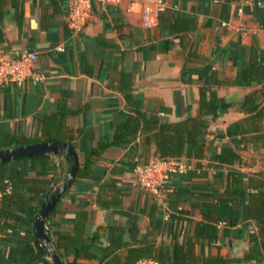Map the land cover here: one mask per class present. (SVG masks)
Segmentation results:
<instances>
[{
	"label": "crops",
	"instance_id": "obj_1",
	"mask_svg": "<svg viewBox=\"0 0 264 264\" xmlns=\"http://www.w3.org/2000/svg\"><path fill=\"white\" fill-rule=\"evenodd\" d=\"M158 3L164 7L154 24L143 26V6ZM67 6L68 0H0V53L35 50L32 69L39 77L0 87V148L39 136L46 122L61 124L78 166L88 158L93 164L85 177L75 173L46 221L57 255L64 264H132L134 253L139 260L150 256L146 252L176 261V243L181 264H201L208 256L242 258L250 232L264 220V196L262 220L240 214L227 234L201 207L223 194L228 170L243 173L246 190L264 194V0L93 1L78 32L67 24ZM201 91L227 109H216L213 117L200 106ZM251 93L254 109L243 103ZM190 118H199L203 154L169 157L168 163L183 162L186 169L167 170L158 193L141 186L134 156L162 158L158 141L161 134L172 140L173 128L160 130L161 124L183 122L191 129ZM222 146L240 159L222 163L218 186L213 177ZM46 155L43 168H30L26 160L0 165L5 179L10 168H25L11 198L2 201L0 190V264L51 261L34 243V218L70 164L65 154ZM210 184L217 187L214 195ZM257 205L252 201L251 209ZM33 208L34 216L27 213ZM206 221L216 225L215 238L194 235L195 223ZM236 240L248 250L232 254Z\"/></svg>",
	"mask_w": 264,
	"mask_h": 264
},
{
	"label": "trees",
	"instance_id": "obj_2",
	"mask_svg": "<svg viewBox=\"0 0 264 264\" xmlns=\"http://www.w3.org/2000/svg\"><path fill=\"white\" fill-rule=\"evenodd\" d=\"M221 100L213 95V93L210 92V96L207 99L205 97V92H200V106L207 107V109L214 111L213 117L216 116V109H218V112L222 113L227 109V105L223 104V106L219 107L218 102ZM244 105L248 109H254L257 107L256 99L254 96V93H251L246 96L244 99ZM264 116L263 112L260 114V117ZM64 117V116H63ZM259 117V118H260ZM199 118H190V121H193L192 126L189 129L186 127V124L183 122H176L172 124H161L160 130H168L170 128H173V134L171 135L172 140L167 139L166 134H161V138L158 141V148L160 150L161 157L162 158H169V157H179L181 155H184L185 157H200L203 154V145L198 142V129L201 126L199 125ZM57 120H60V116L57 118ZM45 123V120L43 121ZM46 126H42V132L39 136H33V137H26V138H20L15 139L11 143V146H16L19 144H26L34 141L39 140H63L68 142L72 148H74L73 140L71 136H66V134L63 132V127L61 124L57 126H50L49 123L46 122L44 124ZM183 143L186 145L184 146ZM102 146V145H100ZM103 147V146H102ZM95 148L92 149V153H95ZM217 157L220 159V164H215L216 168V175H214L213 179L214 182L218 186H220V183H222L221 176H222V170L221 165L222 163H232L234 160H239V155L234 152L229 146H222L220 152L217 154ZM21 160L30 161V168H43L47 164V155H35L31 157H22L11 160V162H18ZM144 162H147L143 160ZM0 165H4L0 163ZM91 164L89 158L84 160L80 165L78 166L76 176L77 177H85L88 175L91 170ZM134 161H133V168H134ZM24 166L19 167H12L10 168L9 173L7 174V179H5L2 175L0 176V180L3 186H0V190L3 191L2 201L5 198H11L13 196L14 191V182L17 177L22 176L23 174ZM27 169V167H26ZM243 173L238 170H228L226 172V181L223 183V194L219 196L216 201L209 200L205 206L201 207L202 215L207 217L209 220L215 219L216 221H219L222 224L223 232L227 234V228L233 226L236 224L238 217L240 214H243V217L249 218H258L260 221L263 218V215L261 213V210L259 209L261 206V202L263 200V192L258 190L257 192L248 191L244 188L243 184ZM8 181L11 185V189L8 191L9 193H6V190L4 189V183L6 185V182ZM198 186L199 185H195ZM194 184L190 185V187H195ZM185 187V186H184ZM210 187L212 188V195H214V191H217V187L215 185L210 184ZM187 190V189H184ZM181 191V188L177 185L176 190L174 191L176 193V196L171 198L175 203L178 202V194ZM192 192V190H191ZM66 191L64 192V194ZM168 201V200H167ZM257 201L258 205L256 210L251 209V202ZM212 203V204H210ZM233 204L236 205V207L233 206ZM238 205H243L244 209L239 210ZM207 207L206 211H203V208ZM200 210V211H201ZM28 214H31L34 216L36 213V209H29L27 210ZM258 228L256 231H252L249 234L248 242H249V250L244 253L242 258H230L228 256H225L224 258L216 257V256H208L206 259H202L201 264H249L251 261H254L256 263H261L263 261L264 263V220L262 222L258 221ZM218 230L216 225L212 224L209 221L206 222H197L194 225V235H203L206 236L208 239L215 238ZM181 245H178L174 243V252L176 261H169L168 258L165 256L159 254H155V258L158 260L159 264H181L178 260L180 251H181ZM150 255V256H148ZM145 256H148V258H153L154 256L151 255V253L148 254V252L145 253ZM178 256V257H177ZM138 256L134 253V256L132 257V264H135ZM137 259V260H136ZM45 264H52L51 261L45 260Z\"/></svg>",
	"mask_w": 264,
	"mask_h": 264
},
{
	"label": "built area",
	"instance_id": "obj_3",
	"mask_svg": "<svg viewBox=\"0 0 264 264\" xmlns=\"http://www.w3.org/2000/svg\"><path fill=\"white\" fill-rule=\"evenodd\" d=\"M93 1L104 3L117 2L118 0H68L66 21L73 32H78L83 29L87 20L91 15ZM216 1V0H214ZM163 3H158L155 6L146 4L142 8V25L145 27L152 26L155 21V16L163 9ZM241 8L238 9L240 11ZM35 50L26 51L17 55L1 54L0 53V87L9 83L23 85L27 80L35 82L39 77L33 72V62L36 58ZM168 158H159L144 162L142 157L134 156L135 163L133 171L136 175V180L141 186L151 190L153 193H158V182H164L169 175L167 170L174 172H183L186 165L182 162L168 163ZM158 176L160 181L158 180ZM6 182L5 190L9 191L11 185ZM48 230V226L46 225ZM135 264H159L155 258H141Z\"/></svg>",
	"mask_w": 264,
	"mask_h": 264
},
{
	"label": "water",
	"instance_id": "obj_4",
	"mask_svg": "<svg viewBox=\"0 0 264 264\" xmlns=\"http://www.w3.org/2000/svg\"><path fill=\"white\" fill-rule=\"evenodd\" d=\"M65 154L70 166L67 176L54 189L49 190L45 195V200L41 205L34 218V243L42 254L49 257L52 264H64L61 258L54 250L53 244L46 228V221L53 211L57 200L62 192L72 183L78 167V157L75 150L69 143L51 140H40L26 144H19L14 147L0 148V163H8L9 161L22 157H31L35 155ZM248 250V246L242 240L234 241L232 254Z\"/></svg>",
	"mask_w": 264,
	"mask_h": 264
}]
</instances>
